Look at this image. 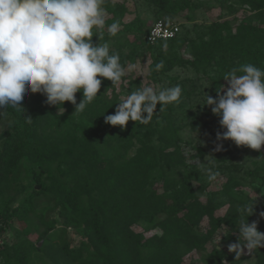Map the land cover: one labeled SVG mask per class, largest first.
<instances>
[{
  "label": "trees",
  "instance_id": "obj_1",
  "mask_svg": "<svg viewBox=\"0 0 264 264\" xmlns=\"http://www.w3.org/2000/svg\"><path fill=\"white\" fill-rule=\"evenodd\" d=\"M131 1L133 12L123 2L105 0L103 7L113 14L106 25L119 22V30L115 36L107 28L100 36L93 30L92 37L93 43H107L110 53L119 55L125 72L137 51L152 50L156 44L163 58L161 66L153 63L155 80L165 74L173 82L177 77L168 72L188 67L209 79L212 97L232 69L247 63L264 69V0ZM212 8L228 15L220 14L197 31L199 11ZM240 9L247 14L233 25L229 16ZM128 12L135 15L124 21ZM152 18L168 24L183 20L184 25L176 37L152 44L146 40ZM125 77L114 85L101 78L98 96L82 113L65 102L58 115L60 106L46 104L40 93H29L24 113L8 108L0 114V216L17 224L12 253L0 252L7 264H28L34 251L51 264H184L192 251L206 250L223 226L229 229L227 238L237 242L242 219L238 209L252 204L246 183L264 185V163L245 170L248 178L237 174L241 169L235 162L223 164L227 180L220 195L228 208L217 214L220 198L210 194L204 200L200 166L207 151L201 145H194L195 153L186 151L181 136L186 126L199 131L211 123V106L201 105L186 126L177 122L172 104L159 103L149 123L129 120L124 128L113 126L105 123V116L115 114ZM182 81L186 89L188 78ZM76 98L77 103L83 99L82 91ZM219 160L225 162L224 157ZM258 212L253 205L247 222ZM204 218L209 227L201 232ZM141 220L161 233L146 236L136 231ZM34 233L35 242L29 238ZM71 233L79 237L76 244ZM213 253L220 260L226 255ZM252 253L253 264H264V247Z\"/></svg>",
  "mask_w": 264,
  "mask_h": 264
},
{
  "label": "clouds",
  "instance_id": "obj_2",
  "mask_svg": "<svg viewBox=\"0 0 264 264\" xmlns=\"http://www.w3.org/2000/svg\"><path fill=\"white\" fill-rule=\"evenodd\" d=\"M105 0H0V114L8 108L23 112L29 93L46 96L45 103L60 106L70 102L75 113H82L97 96L102 79L113 85L126 75L118 54L110 53L107 43L92 42L93 29L98 36L106 26ZM119 30V22L107 25L110 36ZM240 74H237V73ZM99 77V78H98ZM227 82L216 97L206 96L204 105L219 117L223 132L216 140L230 139L237 146L260 150L264 145V69L254 64L241 65L223 76ZM83 99L77 103L76 93ZM180 85L161 88L143 86L120 100L115 114L105 116V123L126 127L129 120L147 124L157 104L179 103ZM61 106L63 111H61ZM146 114V115H145ZM31 123L30 116L25 117ZM223 150L216 143L215 151ZM209 180L219 175L204 169ZM239 238L228 250L239 259L244 249L252 252L264 247V232L258 221L247 222L253 203L238 209ZM264 217V211L259 213Z\"/></svg>",
  "mask_w": 264,
  "mask_h": 264
},
{
  "label": "rangeland",
  "instance_id": "obj_3",
  "mask_svg": "<svg viewBox=\"0 0 264 264\" xmlns=\"http://www.w3.org/2000/svg\"><path fill=\"white\" fill-rule=\"evenodd\" d=\"M116 2H123L131 10L134 9V4L131 0H113ZM126 13L124 16V21H128L134 17V13ZM220 14L228 15L227 12L221 11L219 8L205 9L204 11H199V17L197 19L198 30L202 32L205 26L220 18ZM247 14L246 11L240 9L238 12L229 16L233 25H236L240 22L242 18ZM113 16V14L106 11V22ZM119 20V17H117ZM152 18V23H154ZM180 24L181 29L183 28V20L177 21ZM187 26L192 28V23H185ZM107 28V25L104 29ZM103 29V30H104ZM96 30V29H93ZM196 30L191 33V36L196 35ZM162 49L160 45L156 44L152 50H147L145 48L137 51L134 56V60L129 63L126 70V77L124 84L119 85V89L122 92V99L126 98L132 91L141 88L143 86H152L155 89L159 90L161 88L172 87L180 85L182 88V95L179 103H172L174 116L177 122L181 125L186 126L187 122L192 119V114L199 112V107L203 105L206 100V96L210 95L209 87L210 81L208 78L200 77L196 74L191 68L188 67H174L168 74L176 76L177 80L170 82L167 78V75L160 74L159 80H155L152 75L154 69L153 63H157L158 66H161L160 60H162ZM169 50H165V54H168ZM156 65V64H155ZM160 68V67H159ZM188 78L186 89L183 86V79ZM227 82L225 81V84ZM224 84V85H225ZM211 96V95H210ZM121 99V100H122ZM129 122V121H128ZM1 130V128H0ZM223 132L224 129L219 125V117L214 115L213 120L206 126H203L199 131H194L190 126H186L181 131V136L183 139V146L186 151L190 153H195L194 145H201L207 151L206 159L200 166L202 170V179L206 184V191L204 195V200L210 194H216L222 204L217 211V214H225L228 205L225 202V199L220 195V191L223 187V184L227 180V175L224 173V165L229 166L232 162H235L240 166L241 171L237 174L244 175L245 170L255 168L258 164L264 163V145H262L260 150H254L247 146H237L230 139L217 141L216 133ZM216 143L223 144V150L215 151ZM220 157L225 158V162L219 160ZM197 163V161H193ZM221 164V165H220ZM211 168L214 172H218L219 175L214 180H209L208 175L204 169ZM229 171V170H228ZM226 171V172H228ZM246 177V175H244ZM248 178V177H246ZM249 180V179H248ZM30 186V182H27V187ZM246 191L251 197V203L258 209V215L251 221H258V230L264 232V217H261L259 213L264 211V185L260 184L258 181L247 182ZM22 196L20 195L19 198ZM18 198V200H19ZM17 200V201H18ZM17 225V224H15ZM15 225L4 220L0 216V252L5 250L7 255L10 256L12 253L11 246L16 241V231ZM240 225H238L239 228ZM209 227L208 219L204 218L201 225L200 231L206 232ZM134 229L139 232H143L146 236L153 234H160L161 231L153 227V224L145 220H141L138 224L134 226ZM229 229L226 226L218 229L216 234L213 237V240L207 245L206 250H194L184 258V264H229L232 261L238 262V264H253L255 259L253 253L248 252L247 249L241 254L239 259H236V254L228 250V245L232 243L228 238L227 234ZM237 232V231H236ZM239 233V232H237ZM38 233L32 234L29 238L32 241L37 240ZM73 243L76 244L79 240V237L73 235ZM42 243L40 242L39 245ZM213 250L224 251L225 256L223 259H219V256L216 253H213ZM0 264H7L6 255H0ZM28 264H51L49 259L42 256L39 252L34 251L33 255L30 258Z\"/></svg>",
  "mask_w": 264,
  "mask_h": 264
},
{
  "label": "built area",
  "instance_id": "obj_4",
  "mask_svg": "<svg viewBox=\"0 0 264 264\" xmlns=\"http://www.w3.org/2000/svg\"><path fill=\"white\" fill-rule=\"evenodd\" d=\"M181 28L178 23L168 24L164 20H156L146 34V40L152 44L160 40L171 39L178 35Z\"/></svg>",
  "mask_w": 264,
  "mask_h": 264
},
{
  "label": "water",
  "instance_id": "obj_5",
  "mask_svg": "<svg viewBox=\"0 0 264 264\" xmlns=\"http://www.w3.org/2000/svg\"><path fill=\"white\" fill-rule=\"evenodd\" d=\"M37 188H39V187H37Z\"/></svg>",
  "mask_w": 264,
  "mask_h": 264
}]
</instances>
